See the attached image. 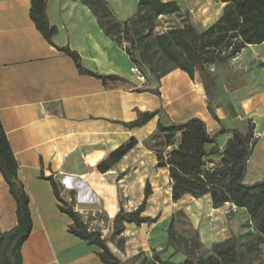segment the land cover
<instances>
[{"label":"crops","instance_id":"obj_1","mask_svg":"<svg viewBox=\"0 0 264 264\" xmlns=\"http://www.w3.org/2000/svg\"><path fill=\"white\" fill-rule=\"evenodd\" d=\"M161 1H173L181 10H189L191 22L205 24L204 18L211 19L209 25L218 20L225 5L212 0L198 6L193 4L199 0ZM194 9L206 13H194ZM29 10L30 0H0V120L18 164L17 178L28 196L32 220L31 233L20 249L22 264H102L96 246L68 232L71 220L59 211L52 187L41 175L54 177L65 201L70 202L73 192L75 211L91 219L105 213L112 220L119 201L124 211L135 210L149 185L151 194L142 215L157 221L141 226L125 224L122 251L107 243L123 264H139L142 259L148 263L153 254L164 261L163 253L171 248L167 246L171 221L178 235H182L177 228L182 220L191 234L198 235L199 257L209 256L213 245L232 237L240 242L250 240L256 230L244 209L231 211L228 203L215 209L209 195H184L173 202L168 171L156 167V157L144 142L156 133L158 122L168 126L197 118L209 135H215L221 129L245 134L251 121L256 142L246 162L243 184L262 181L264 43L246 46L229 60L220 87L210 89L218 122L207 110L199 74L194 73L191 79L174 69L158 81L146 77L144 83L137 82L131 69L134 77L127 70L129 65L133 67L128 56L103 33L79 0L47 1L48 21L57 28L54 45L77 52L84 68L122 81L79 74L73 61L37 31ZM156 110L160 114L142 127L122 125L139 113ZM230 137L222 134L208 147L209 166L218 162ZM130 138L137 144L114 168L98 172L97 164ZM15 211L16 204L0 174L1 233L16 226ZM159 226L163 227L157 232ZM261 238L263 243L250 264H264V235Z\"/></svg>","mask_w":264,"mask_h":264},{"label":"trees","instance_id":"obj_2","mask_svg":"<svg viewBox=\"0 0 264 264\" xmlns=\"http://www.w3.org/2000/svg\"><path fill=\"white\" fill-rule=\"evenodd\" d=\"M48 0H30L29 17L37 31L45 41L58 51L68 56L81 75H87L101 81H122L114 75H100L84 68L77 52L68 46L57 47L52 39L57 34V28L51 25L46 14ZM96 18L98 26L103 33L123 49L133 66L143 64L152 72L155 81L174 69L185 72L189 78L197 72L201 76L203 87L207 96V110L219 122L212 104V93L203 79V65L216 59L217 49L228 50V53L219 58L227 62L241 52L246 46L264 43V0H223L224 7L218 20L204 32H196L191 25L156 35L149 40H138L136 58L130 49L123 46L128 43L135 46L132 24H143L146 28L145 38H149L153 31V22L159 16L177 14L180 12L176 2H162L161 0H137V12L133 18L117 21L103 0H79ZM155 45L162 56H156L151 48ZM136 51V49H135ZM185 56L189 64L180 60ZM169 61L172 67L165 70L160 61ZM157 66V67H156ZM142 73V72H141ZM146 78V76H145ZM159 95L157 90H150ZM160 110L139 113L137 118L129 123H122L128 129L144 126L151 119L160 114ZM254 126L249 121L247 133L238 130L221 129L215 135H209L203 121L192 118L184 123H171L168 126L157 124L155 134L145 140L144 145L156 157V167L165 168L171 182V200L178 201L184 195L200 198L209 195L213 207L220 208L226 203L238 209H244L253 223L258 237L249 243L246 248L238 245L239 240L232 237L225 242L212 246L211 254L204 258H197L201 248L198 235L193 233L183 238L175 231L171 221L167 228V246L175 253H182L184 260L179 264H250L258 246L263 243L264 235V179L252 185L243 184L246 162L255 145L253 138ZM229 134L220 159L213 166H209L208 157L211 153L208 147L215 139ZM161 140L160 146L150 145L155 138ZM137 144L136 139L118 146L96 166L97 171L104 174L114 168L117 163ZM160 147V148H159ZM18 164L11 150L3 124L0 120V174L8 187L9 194L16 204V226L8 232H0V264H22L20 249L27 240L32 229V220L29 211V199L22 183L17 178ZM118 175L117 178H120ZM48 181L53 194L59 203L58 209L71 220L68 232L80 240L98 248L97 256L102 264H123L109 250L107 243L112 242L117 249L123 250L125 239L122 236L125 224L151 225L156 218L143 216L146 202L151 194L148 184L145 186L144 199L133 211L126 212L119 201L118 209L110 220L109 237L103 238L100 231L90 230L88 224L73 207L74 193H70V202L63 199L60 194L59 183L54 177L40 176ZM181 214V213H180ZM252 234V236H255ZM185 244L183 248L181 245ZM241 248V249H240ZM151 264L163 263L157 254H153ZM173 264V263H171Z\"/></svg>","mask_w":264,"mask_h":264},{"label":"rangeland","instance_id":"obj_3","mask_svg":"<svg viewBox=\"0 0 264 264\" xmlns=\"http://www.w3.org/2000/svg\"><path fill=\"white\" fill-rule=\"evenodd\" d=\"M103 1L105 2L106 6L112 12L114 18L117 21H124L129 18H133L137 12V0H103ZM212 1L215 2V0H212ZM205 2L206 0H199V1L194 2L193 6L195 5L198 6L200 3H205ZM193 11L194 13L198 11H201V13H204V14L206 13L205 11L199 10V9H194ZM82 13H81V17H83ZM192 17H193V14H191L189 10H181V9H180V12L177 14L159 16L153 22V31L149 38H145V33H146L145 26L143 24H137L136 22H134L132 24V28L134 29L133 37L136 41V45L133 47V46H130L128 43H123V46L130 49L131 53L136 58H138V54H137V49H138L137 43L138 42L137 41L139 39L144 40L143 43L148 42L149 40H152V38L156 35L167 33L174 29L182 28L183 26L187 24L191 25L193 29L198 33L204 32L208 27L211 26L209 25L211 23V19L206 20V18H204L203 20L206 22L205 24H203L202 21H197L195 23L191 22ZM151 48L156 52V56H159V57L161 56L160 51L155 45H151ZM227 53H228V50L226 51L222 48L217 49L215 51L216 59L211 62H207L203 65V74H202L203 79L206 82L207 86L212 90H214L215 87H220L221 74H222L224 67L228 64V62L226 60H224V62H221L219 61V58L225 56ZM180 61L182 63L189 64L185 56H183ZM160 63L165 70H168L172 67V64L169 61H166L164 59L161 60ZM128 68L129 69L127 70L129 72V75L134 77V75L130 72L131 66L129 65ZM137 68L139 69V71L142 72L144 76L147 77V79L151 81L155 79L153 77L152 72L149 71L148 68L144 66L143 64L137 65ZM199 77L201 78L200 75ZM154 140L155 141L150 143V145L160 146L161 140H159L158 137L155 138ZM99 215L96 218L94 217V219L89 218L90 216L88 215L86 218H83V220L88 224L89 229L100 231L103 234L102 237L107 238L109 237V234H110V218L105 213L101 214L100 216ZM168 225L169 223L167 224V226ZM162 227L163 226H159V228L156 231L160 232ZM177 228H178V232L182 234L181 237L186 239L191 235V233L189 232L190 228L186 225V223L183 220L177 225ZM257 237H258V234H256L255 236H251L250 240H248L247 242L239 241L238 245H242L244 246L243 248H246L247 245L253 242L254 240H256ZM184 246L185 244L181 245L180 248H183ZM173 252L174 250L172 248H169L167 249L165 253H163L164 254L163 263L165 264L176 263L177 264V263H181L184 260V256L182 253L179 252L174 255ZM198 253L199 251L197 252V258H204V257H199ZM139 264H151V263L149 262L147 263L145 259H142ZM156 264H161V263H156Z\"/></svg>","mask_w":264,"mask_h":264},{"label":"built area","instance_id":"obj_4","mask_svg":"<svg viewBox=\"0 0 264 264\" xmlns=\"http://www.w3.org/2000/svg\"><path fill=\"white\" fill-rule=\"evenodd\" d=\"M223 0H215V3H222ZM131 72L135 75L137 82L144 83L145 76L139 71V69L135 66L131 68ZM237 208L234 205L230 206L231 211H235Z\"/></svg>","mask_w":264,"mask_h":264}]
</instances>
